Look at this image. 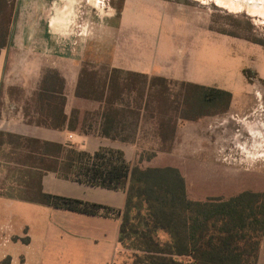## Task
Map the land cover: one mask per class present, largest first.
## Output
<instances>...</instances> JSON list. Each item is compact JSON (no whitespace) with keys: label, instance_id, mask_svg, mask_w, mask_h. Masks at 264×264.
I'll list each match as a JSON object with an SVG mask.
<instances>
[{"label":"rangeland","instance_id":"1","mask_svg":"<svg viewBox=\"0 0 264 264\" xmlns=\"http://www.w3.org/2000/svg\"><path fill=\"white\" fill-rule=\"evenodd\" d=\"M8 1L17 7L11 43L0 57V117L37 119L33 102L51 72L65 80L64 73L73 76L85 65L117 63L128 71L164 75L179 81L170 79L178 84L169 85L155 119L146 114L141 146L179 161L192 196L242 187L264 192L263 11L215 0H42L23 11L17 0ZM24 34L32 38L26 48ZM182 80L228 91L232 102L209 109L208 116L179 118L186 113L177 100L192 90ZM173 103L180 105L177 112ZM161 119L175 126V136L164 142L156 135ZM0 141V190L24 196V174L9 164L19 159L10 157L7 144L16 140ZM25 205L0 199V227L5 217L16 224L18 215L29 212ZM258 264H264V239Z\"/></svg>","mask_w":264,"mask_h":264},{"label":"trees","instance_id":"2","mask_svg":"<svg viewBox=\"0 0 264 264\" xmlns=\"http://www.w3.org/2000/svg\"><path fill=\"white\" fill-rule=\"evenodd\" d=\"M16 7V3L10 6L8 0H0V54L11 43ZM7 17L5 24L1 19ZM59 78L57 72H51L43 80L33 102L37 119L29 124L86 135L98 134L132 144L140 140L146 114L154 118V109L159 112L168 99L169 85L178 84L165 77L85 65L79 74L75 96L96 102L100 108L94 112L74 109L68 118L65 80ZM53 79L61 81V85L57 87ZM180 84L192 90L182 95L181 101L177 100L186 113L179 118L194 120L208 116L209 109L220 104L228 108L232 102V94L228 91L187 82ZM173 106L177 112L180 105L173 103ZM156 135L163 142L173 138L174 124L163 119L156 122ZM0 137L16 140L7 144L10 157L18 156L19 159L12 158L9 164H15L20 174L23 172L25 182L24 196L7 195L1 190L0 196L87 215L121 218L120 250L114 264L259 262L264 239V192L242 187L232 193L209 192L192 196L190 181L181 163L142 146H139L134 164L130 165L124 153L118 150L103 148L89 154L72 146L2 131ZM19 166L36 169L37 179L53 172L65 180L124 191L125 208L121 212L100 204L44 193L39 182L33 180L32 173ZM123 256L125 260L121 262Z\"/></svg>","mask_w":264,"mask_h":264},{"label":"crops","instance_id":"3","mask_svg":"<svg viewBox=\"0 0 264 264\" xmlns=\"http://www.w3.org/2000/svg\"><path fill=\"white\" fill-rule=\"evenodd\" d=\"M17 1L20 9L24 11L33 3L38 4L42 0ZM24 26L27 27L26 24ZM21 40L24 48H26L31 43L32 38L24 34ZM3 56L4 50L0 54V57ZM112 67L125 70L123 66L117 63H113ZM79 73L78 69L73 76L72 74H63L67 93L65 113L68 118L74 109L94 112L100 108V104L96 102L79 99L75 96ZM138 73L177 80L160 74ZM180 82L196 84L184 80ZM0 131L43 142L72 146L78 151L89 154H94L103 148L118 150L124 153L125 159L130 165L134 164L139 146H141L140 141L133 144L123 143L100 137L98 134L86 135L67 129H49L29 124L22 117L1 116ZM20 168L32 173L33 180L39 182L44 193L100 204L121 212L125 208L126 192L124 191L107 190L65 180L53 172H47L37 179L36 169H30L26 166ZM0 199L8 201L10 204L14 202L28 204L23 210L29 211L27 214L18 215L16 224L13 217L12 219L5 217L1 221L0 264L116 263L120 250L118 240L121 218L87 215L4 196H0Z\"/></svg>","mask_w":264,"mask_h":264},{"label":"bare ground","instance_id":"4","mask_svg":"<svg viewBox=\"0 0 264 264\" xmlns=\"http://www.w3.org/2000/svg\"><path fill=\"white\" fill-rule=\"evenodd\" d=\"M234 8H246L247 10L263 11L264 0H215Z\"/></svg>","mask_w":264,"mask_h":264}]
</instances>
